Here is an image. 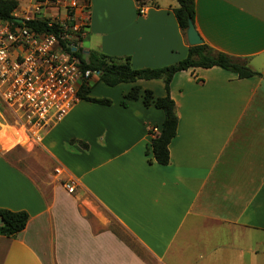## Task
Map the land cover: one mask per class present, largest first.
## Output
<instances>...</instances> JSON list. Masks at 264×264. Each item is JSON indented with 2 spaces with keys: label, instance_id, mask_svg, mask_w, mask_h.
I'll return each mask as SVG.
<instances>
[{
  "label": "crops",
  "instance_id": "1",
  "mask_svg": "<svg viewBox=\"0 0 264 264\" xmlns=\"http://www.w3.org/2000/svg\"><path fill=\"white\" fill-rule=\"evenodd\" d=\"M140 1L142 16L136 0H89L83 53L128 59L134 69L183 60L189 45L176 0ZM194 6L203 44L261 76L239 79L219 67L176 73L169 93L178 125L166 166L150 149L162 111L141 98L122 106L132 85L109 88L93 77L87 96L110 105L80 99L26 166L0 147V209L28 214L15 237L0 235V264H264V0ZM137 85L164 95L161 80ZM3 117L1 105L0 142L9 149L20 135Z\"/></svg>",
  "mask_w": 264,
  "mask_h": 264
},
{
  "label": "built area",
  "instance_id": "2",
  "mask_svg": "<svg viewBox=\"0 0 264 264\" xmlns=\"http://www.w3.org/2000/svg\"><path fill=\"white\" fill-rule=\"evenodd\" d=\"M88 1L34 2L30 15L0 20V103L11 118L3 127L34 146L80 100V87L97 75L77 57L89 26ZM54 7L57 13L47 17L43 8ZM145 13L146 6L137 4V14ZM31 20L45 21L48 30L29 27ZM149 131L153 136L159 132L157 127ZM63 186L69 193L74 190L71 182Z\"/></svg>",
  "mask_w": 264,
  "mask_h": 264
},
{
  "label": "trees",
  "instance_id": "3",
  "mask_svg": "<svg viewBox=\"0 0 264 264\" xmlns=\"http://www.w3.org/2000/svg\"><path fill=\"white\" fill-rule=\"evenodd\" d=\"M43 3L46 0H34ZM54 2L55 0H48ZM137 4H143L136 0ZM178 7L173 10L177 24L186 35L187 23L190 19L194 23L195 6L194 0H176ZM17 0H0V20H13L12 14L17 9ZM26 24L29 27L38 30H48L45 21L31 20ZM54 28L50 29L51 31ZM82 67L95 72L98 82L109 88H114L120 84L132 85L130 90L123 95L121 105L125 106L129 101L142 99L145 106L153 105L163 113V121L160 125L158 134L152 135L150 149L155 162L160 166H166L169 163V144L174 139L177 131L178 118L175 113V104L170 97L169 87L173 76L181 71L193 68L209 69L219 67L227 72L233 73L239 79L260 77L261 75L251 70L244 61L235 59L224 53L214 51L205 44L198 46H189L187 56L170 66L157 69H134L131 67L128 59L118 61L97 52H88L77 54ZM161 80L163 83L164 95L155 97L149 90L141 92L138 81ZM90 86L82 85L78 92V97L87 102L99 105H110L108 99H93L87 96ZM150 132V131H149ZM16 146V145H15ZM14 147V146H13ZM12 147V148H13ZM28 214L24 211L12 212L0 209V235L8 238L15 237L26 226Z\"/></svg>",
  "mask_w": 264,
  "mask_h": 264
},
{
  "label": "rangeland",
  "instance_id": "4",
  "mask_svg": "<svg viewBox=\"0 0 264 264\" xmlns=\"http://www.w3.org/2000/svg\"><path fill=\"white\" fill-rule=\"evenodd\" d=\"M18 2V7L17 9L13 12L12 16L14 17H18V18H24L27 15H30V12L32 11V7L34 5L33 0H17ZM55 8V7H54ZM43 11L45 12V14L47 15V17H50L51 14H55L57 13L56 8L55 9H50V8H43ZM41 17V16H40ZM40 17H34V18H40ZM44 18V16H42ZM104 43L105 44H114L115 41L110 40L109 38H103ZM122 42V41H121ZM84 47L86 48V44H84ZM1 106V103H0ZM3 112H4V117H3V121H2V125H10V116L9 114L5 111V109L3 108ZM17 136L20 135L18 132H16ZM19 137V136H18ZM0 147L3 149L4 152L6 151H14V153H18V158H20L22 160V162H24V165L27 162H30V154L35 151L36 146H34L32 143H28L27 140H24V142L21 144H16V146H14L13 148H9V149H4L1 146V142H0ZM10 158H17L15 157L13 154L11 156H9ZM26 166V165H25ZM29 170L35 174V175H40L39 171H38V167L35 166V164H31L28 165ZM115 228L117 229L118 234H120L122 237H125L126 239H128V237L122 232L120 231L119 228H117L115 226Z\"/></svg>",
  "mask_w": 264,
  "mask_h": 264
},
{
  "label": "water",
  "instance_id": "5",
  "mask_svg": "<svg viewBox=\"0 0 264 264\" xmlns=\"http://www.w3.org/2000/svg\"><path fill=\"white\" fill-rule=\"evenodd\" d=\"M18 23H21V20H16ZM186 41L189 46H198L201 45L202 39L197 33L194 23L189 19L187 23V29H186Z\"/></svg>",
  "mask_w": 264,
  "mask_h": 264
},
{
  "label": "bare ground",
  "instance_id": "6",
  "mask_svg": "<svg viewBox=\"0 0 264 264\" xmlns=\"http://www.w3.org/2000/svg\"><path fill=\"white\" fill-rule=\"evenodd\" d=\"M24 139H25V138L23 137V135L20 134L19 142H20L21 144L24 142Z\"/></svg>",
  "mask_w": 264,
  "mask_h": 264
}]
</instances>
